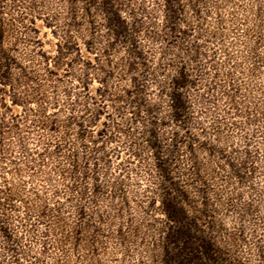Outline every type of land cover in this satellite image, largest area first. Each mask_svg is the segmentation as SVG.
Here are the masks:
<instances>
[{
	"label": "rangeland",
	"instance_id": "obj_1",
	"mask_svg": "<svg viewBox=\"0 0 264 264\" xmlns=\"http://www.w3.org/2000/svg\"><path fill=\"white\" fill-rule=\"evenodd\" d=\"M171 2L0 0V264H165L168 191L264 264V0Z\"/></svg>",
	"mask_w": 264,
	"mask_h": 264
},
{
	"label": "trees",
	"instance_id": "obj_2",
	"mask_svg": "<svg viewBox=\"0 0 264 264\" xmlns=\"http://www.w3.org/2000/svg\"><path fill=\"white\" fill-rule=\"evenodd\" d=\"M165 8L168 10V16L175 19V9L171 0H165ZM1 58L4 61L0 62L2 76L0 81L2 85H7L9 81L8 64L12 62V58L6 51L1 52ZM5 64V67H4ZM5 79V80H3ZM184 82H177V85H182ZM15 105H18L14 103ZM173 106L175 108L174 117L179 119L182 117L185 109L184 102L180 96H174ZM169 182L168 176L164 175ZM165 208V216L170 225L166 237L165 264H218V258L213 255L211 243L202 235H199L201 230L198 228L195 219L190 217L186 211L178 207L172 198L170 191L167 192L163 200Z\"/></svg>",
	"mask_w": 264,
	"mask_h": 264
}]
</instances>
